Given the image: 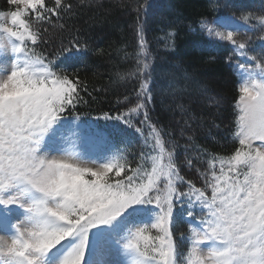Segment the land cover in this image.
<instances>
[{
  "label": "rangeland",
  "instance_id": "obj_1",
  "mask_svg": "<svg viewBox=\"0 0 264 264\" xmlns=\"http://www.w3.org/2000/svg\"><path fill=\"white\" fill-rule=\"evenodd\" d=\"M12 2L19 14L0 12V264H225L226 253L235 261L229 264H264V65L255 60L264 59L263 43L251 44L241 35L247 27L231 17L204 24L209 35L233 44L240 78V147L231 170L205 184L208 205L195 194L175 195L172 186L168 199L142 193L132 200L80 184L82 175L123 173L131 134L53 116L52 77L14 51L12 40L25 9L41 0ZM179 132L191 134L185 123ZM63 187L76 192L81 226L67 224ZM123 199L136 208L124 212ZM178 224L188 230L176 231L172 248Z\"/></svg>",
  "mask_w": 264,
  "mask_h": 264
},
{
  "label": "trees",
  "instance_id": "obj_2",
  "mask_svg": "<svg viewBox=\"0 0 264 264\" xmlns=\"http://www.w3.org/2000/svg\"><path fill=\"white\" fill-rule=\"evenodd\" d=\"M86 1L41 0L25 9L21 34L26 46L31 42L29 56L64 83L56 91L61 117L112 124L131 134L123 173L100 181L82 175L90 180L80 184L132 200L142 193L168 199L164 194L173 189L207 205L205 184L231 170L240 147V90L233 44L209 35L204 24L233 17L248 26L241 35L261 45L264 0ZM19 8L0 0V12ZM255 60L264 65V59ZM184 123L191 130L186 137L179 132ZM75 193L63 194L74 215L81 204ZM123 200L124 212L136 205ZM74 215L68 222L83 225ZM178 225L172 248L176 231L188 230Z\"/></svg>",
  "mask_w": 264,
  "mask_h": 264
}]
</instances>
